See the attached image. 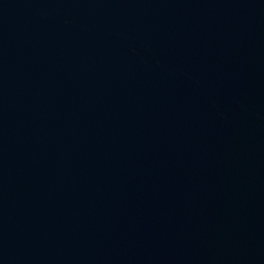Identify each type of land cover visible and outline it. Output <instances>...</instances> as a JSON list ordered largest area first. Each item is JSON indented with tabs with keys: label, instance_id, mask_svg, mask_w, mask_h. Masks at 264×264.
Wrapping results in <instances>:
<instances>
[{
	"label": "water",
	"instance_id": "1",
	"mask_svg": "<svg viewBox=\"0 0 264 264\" xmlns=\"http://www.w3.org/2000/svg\"><path fill=\"white\" fill-rule=\"evenodd\" d=\"M0 264H264V0H0Z\"/></svg>",
	"mask_w": 264,
	"mask_h": 264
}]
</instances>
